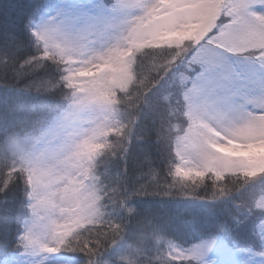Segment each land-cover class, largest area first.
<instances>
[{
  "label": "rangeland",
  "instance_id": "obj_1",
  "mask_svg": "<svg viewBox=\"0 0 264 264\" xmlns=\"http://www.w3.org/2000/svg\"><path fill=\"white\" fill-rule=\"evenodd\" d=\"M106 2L53 0L31 22L38 53L60 64L65 105L39 131L9 142L27 192L18 247L1 264H69L62 245L104 219L110 201L96 164L123 115L116 93L133 84L135 56L144 49L172 50L173 62L196 47L193 61L205 67L195 87L183 88V123L170 127L172 161L187 172L178 176L244 181L264 172V0ZM218 26L222 32L209 39ZM160 103L175 121L173 93ZM174 252L183 264H264V253L233 250L219 237Z\"/></svg>",
  "mask_w": 264,
  "mask_h": 264
},
{
  "label": "trees",
  "instance_id": "obj_2",
  "mask_svg": "<svg viewBox=\"0 0 264 264\" xmlns=\"http://www.w3.org/2000/svg\"><path fill=\"white\" fill-rule=\"evenodd\" d=\"M50 1L0 0V264L18 247L27 192L18 154L9 142L39 131L65 105L60 64L38 53L31 32L34 16ZM105 1L111 7L115 3ZM215 29L209 39L222 32ZM196 49L173 62L172 50L166 48L136 54L133 84L116 93L122 118L96 164L110 212L62 245L60 255L69 264H183L174 252L177 246L190 248L211 237L223 239L233 250L264 253V206L258 205L264 172L244 181L240 175L217 173L180 178L187 172L172 161L170 127L185 119L183 88L195 87L205 71L193 61ZM184 76L189 77L187 85ZM168 91L177 116L172 122L160 103Z\"/></svg>",
  "mask_w": 264,
  "mask_h": 264
}]
</instances>
